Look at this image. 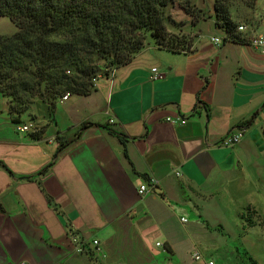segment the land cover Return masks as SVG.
Here are the masks:
<instances>
[{
  "label": "crops",
  "instance_id": "1",
  "mask_svg": "<svg viewBox=\"0 0 264 264\" xmlns=\"http://www.w3.org/2000/svg\"><path fill=\"white\" fill-rule=\"evenodd\" d=\"M201 5L208 18L189 25V51L148 41L92 93L53 110L35 99L18 116L0 93V264H205L222 222L242 223L245 207L262 212L264 47L249 38L264 35V0L232 12L249 27L241 41L224 40L214 0ZM172 13L191 20L181 5ZM31 121L36 129H17ZM241 128L238 144H221ZM113 131L129 137L128 157ZM150 178L155 186L140 194ZM71 228L87 252L74 250ZM198 247L204 260L193 258Z\"/></svg>",
  "mask_w": 264,
  "mask_h": 264
},
{
  "label": "trees",
  "instance_id": "2",
  "mask_svg": "<svg viewBox=\"0 0 264 264\" xmlns=\"http://www.w3.org/2000/svg\"><path fill=\"white\" fill-rule=\"evenodd\" d=\"M236 1L252 8L256 0H214V24L224 40L241 41L232 14ZM177 3L191 16V25L208 18L191 0H0V17L17 27L13 33L0 34V93L9 98L10 110L18 116L35 99L53 110L66 93H92L98 72L107 68L108 75L129 63L148 44V33L158 47L189 51L191 35L180 29L172 13ZM255 115L245 125H251ZM89 124L83 122L80 129ZM113 133L128 157L129 137Z\"/></svg>",
  "mask_w": 264,
  "mask_h": 264
},
{
  "label": "rangeland",
  "instance_id": "3",
  "mask_svg": "<svg viewBox=\"0 0 264 264\" xmlns=\"http://www.w3.org/2000/svg\"><path fill=\"white\" fill-rule=\"evenodd\" d=\"M191 1L195 4L196 2H199L200 5L196 4L197 7L208 12L201 4H209L212 0ZM177 4L181 5L179 3ZM235 7L236 10H234L239 14L242 10L245 13L248 12L247 10L249 9L245 3L239 1H236ZM177 21L181 23L180 29L183 30V32L188 33L187 30L190 25L189 21ZM178 27H170V29L177 34L179 32ZM16 30L17 27L9 18L0 17V34H9ZM146 40L149 42L154 41L150 33L147 34ZM107 70L109 69L103 68L98 72L95 78H101L105 75ZM93 82L96 83L97 81ZM235 209L236 208H234V210ZM250 209L251 208L248 207L243 208L242 211L245 213V216L242 218V223L240 218L238 219L233 216L234 218L231 217V222H222V227L220 226L221 228H219L217 226L218 228L212 233L217 241V245H214L217 249L206 250V252L208 251V255H211L215 260H218L219 264H253V261H256L257 264H264V208H258L262 211L259 215L255 214L254 211L251 213ZM214 225L216 226V224ZM198 249L200 250L199 247ZM200 251L202 253V249Z\"/></svg>",
  "mask_w": 264,
  "mask_h": 264
},
{
  "label": "built area",
  "instance_id": "4",
  "mask_svg": "<svg viewBox=\"0 0 264 264\" xmlns=\"http://www.w3.org/2000/svg\"><path fill=\"white\" fill-rule=\"evenodd\" d=\"M248 30H249V27L247 24H239L237 27L238 32H247ZM249 40H250V43L252 46L264 47V35L263 34H252L250 36ZM212 41L215 44H220L222 42V39L218 36H213ZM163 77H164V74H162V73H154L151 76L152 79H160ZM96 80H97L96 78L93 79V81H96ZM69 96H70V94L66 93L61 99L66 100L69 98ZM166 120L168 122H171V123H177V122L185 123L186 122V119L182 118L181 116H177V117L168 116L166 118ZM36 127H37V124H35L32 121L28 122V123L17 124V129L20 131H29V130L36 129ZM243 136H244V129L241 128L235 132L227 134L225 136V138L222 140L221 144L224 146L236 145L241 141ZM177 174H179V172ZM155 184H156V180L154 178H150L149 181L142 183L139 186V193L145 194L146 192H148L149 189L153 188L155 186ZM69 238H70V241L74 247V250L77 253L87 252L90 242L87 241L86 239H84L79 233H77L74 228H71L69 230ZM98 243H99L98 240L92 241L93 245H98ZM157 245H161V243L158 242ZM193 258L195 260H204L205 259L204 255L199 250L194 251ZM204 261H205V264H218L216 262V260L213 258H206Z\"/></svg>",
  "mask_w": 264,
  "mask_h": 264
}]
</instances>
